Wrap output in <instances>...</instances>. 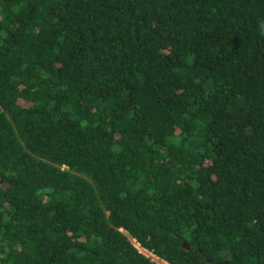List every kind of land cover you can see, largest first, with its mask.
<instances>
[{"label":"trees","instance_id":"1","mask_svg":"<svg viewBox=\"0 0 264 264\" xmlns=\"http://www.w3.org/2000/svg\"><path fill=\"white\" fill-rule=\"evenodd\" d=\"M264 264V0H0V264Z\"/></svg>","mask_w":264,"mask_h":264},{"label":"rangeland","instance_id":"2","mask_svg":"<svg viewBox=\"0 0 264 264\" xmlns=\"http://www.w3.org/2000/svg\"><path fill=\"white\" fill-rule=\"evenodd\" d=\"M140 250L144 252L145 254L151 256L153 259H155L159 264H168L166 261H163L159 259L156 255L152 254L151 252L147 251L146 249H143L140 247Z\"/></svg>","mask_w":264,"mask_h":264}]
</instances>
